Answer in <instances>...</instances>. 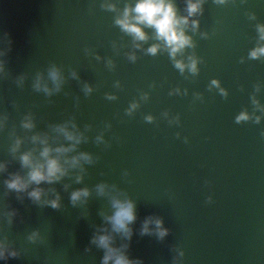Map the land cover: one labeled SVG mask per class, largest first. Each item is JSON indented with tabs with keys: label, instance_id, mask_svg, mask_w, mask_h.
<instances>
[{
	"label": "water",
	"instance_id": "obj_1",
	"mask_svg": "<svg viewBox=\"0 0 264 264\" xmlns=\"http://www.w3.org/2000/svg\"><path fill=\"white\" fill-rule=\"evenodd\" d=\"M133 2L0 0V161L7 165L0 171V239L17 252L0 264H101L104 251L91 238L110 229L104 217L112 196L135 203L131 239L113 235L141 264H264V56L249 57L264 44L257 31L264 0H203L192 17L198 28L186 30L194 47L182 54L198 58L196 74L181 73L163 48L146 51L162 43L153 29L134 46L115 23ZM174 2L186 15V0ZM133 102L138 107L129 113ZM242 114L249 118L237 122ZM28 116L33 129L22 127ZM65 123L82 133L76 151L91 162L41 183L40 201L7 189L10 174L27 172L19 156L33 148L31 136L47 133L50 143L67 144L53 130ZM17 137L23 144L13 152ZM82 187L91 195L74 205L70 194ZM57 193L53 208L45 201ZM157 218L167 235L159 238L154 223L142 235L144 221Z\"/></svg>",
	"mask_w": 264,
	"mask_h": 264
},
{
	"label": "clouds",
	"instance_id": "obj_2",
	"mask_svg": "<svg viewBox=\"0 0 264 264\" xmlns=\"http://www.w3.org/2000/svg\"><path fill=\"white\" fill-rule=\"evenodd\" d=\"M223 3V0H218ZM203 0H186V15H180L174 0H134L131 4H126L123 11L115 19V23L121 28L122 31L129 34L136 48H140L143 42L149 39L148 34L145 32L146 28L153 29L155 40L162 43H154L150 45L146 51L149 54L155 55L161 48L167 50L174 66L180 70L181 73L187 68L192 74L198 72L197 64L198 58L194 55H189L185 59L183 53L186 47H194L192 37L187 34V29L191 27L195 31L199 26L197 19L192 17L202 12ZM110 10L115 9V4L107 3L105 5ZM257 31L259 33V40L264 41V25H258ZM178 55L181 58H177ZM264 56V44L253 48L249 52V57L256 59ZM135 55L130 54L129 59L135 60ZM2 70V68H0ZM49 77L56 85L57 90L60 84V75L55 68L49 72ZM213 85L218 84V81L213 80ZM35 87L40 89L42 86L39 79ZM45 92L50 90L47 86H43ZM86 91H91L87 88ZM179 92V88L175 89ZM186 91V90H185ZM223 91V89H221ZM114 98V97H110ZM254 104H259L256 99H253ZM138 107V103L133 102L127 110L129 113ZM247 115L242 114L238 116L237 122L241 119H248ZM6 117L0 116V127L3 126ZM153 117L148 115L146 120L152 121ZM260 116H256V122H259ZM22 127L25 129H33L35 124L30 116L25 117L21 122ZM75 124L69 128L68 124H60L54 126V131L63 136L65 141L69 143L52 144L49 142L47 133H35L31 136L33 148L20 153L19 160L21 167L27 169L26 174L19 173L10 174V178L4 181L7 189L13 190L17 193L27 192L28 197L34 201H40L44 194V189L40 188L41 183L53 184L61 181L64 177L71 175L70 170L82 168L83 162H91V156L87 152H77V146L81 143L83 136L82 133L75 130ZM99 140L100 137H97ZM23 144V139L17 137L13 143L12 151L16 152ZM75 153V154H72ZM71 154V155H70ZM6 163L0 161V171H4ZM76 182L79 183L83 179L81 175H76ZM31 185L37 187L31 188ZM67 187V185H65ZM98 194H105L106 186L99 184L96 186ZM91 195L89 188L82 187L75 189L70 194V200L75 205L78 201L84 202ZM53 208L60 206L59 194H56L55 199L45 201ZM112 212L111 215H106L104 219L110 225V229L103 227L98 230L91 238V243L95 244L98 248L103 249L104 254L101 258V264H141L139 260L130 259L126 253L127 244L116 246L114 243V235L118 234L124 240H130L132 236V228L130 225L136 219L135 203L131 199H121L118 196H112L110 199ZM155 224V231L159 238L167 235L168 229L163 227V221L159 218L155 220L146 219L141 234L150 233L149 224ZM15 250L9 251L8 244L5 239H0V260L8 257H16Z\"/></svg>",
	"mask_w": 264,
	"mask_h": 264
}]
</instances>
